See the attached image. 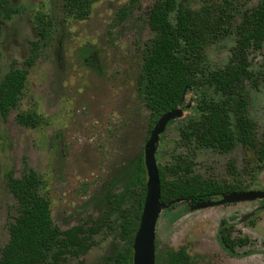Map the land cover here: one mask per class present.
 <instances>
[{"label": "rangeland", "instance_id": "rangeland-1", "mask_svg": "<svg viewBox=\"0 0 264 264\" xmlns=\"http://www.w3.org/2000/svg\"><path fill=\"white\" fill-rule=\"evenodd\" d=\"M160 0H94L91 13L78 19L66 0H8L0 7V83L10 70H25L19 103L0 113V258L19 216L9 175L16 180L34 173L49 202L59 234L75 226L100 227L86 256L69 264H114L125 246L120 211L109 197L124 194L122 210L131 209L137 192L132 175L150 138V111L140 99L136 80L143 52L155 34L149 15ZM261 0H235L241 8ZM221 3V1L219 2ZM202 0H189L199 8ZM130 6L121 22L118 11ZM42 20V21H41ZM242 18L237 19L238 26ZM39 21L44 31L39 28ZM43 33V34H42ZM237 30L206 47L207 66L223 68L232 55ZM256 84L245 83L253 134L264 144V45L250 52ZM201 91L187 93L182 118L167 126L156 159L159 168L191 163L190 184H242L244 191H264V169L257 149L237 140L229 152L184 143L182 129L198 120ZM205 95H214L212 90ZM210 97V96H208ZM19 114H34L35 128L21 125ZM170 180L171 177L167 176ZM147 182V174L145 176ZM222 196L214 197L218 201ZM234 238H248L229 255L219 240L221 228ZM187 247L197 264H264V200L199 211L181 203L162 211L156 230V264L168 249Z\"/></svg>", "mask_w": 264, "mask_h": 264}, {"label": "trees", "instance_id": "trees-1", "mask_svg": "<svg viewBox=\"0 0 264 264\" xmlns=\"http://www.w3.org/2000/svg\"><path fill=\"white\" fill-rule=\"evenodd\" d=\"M6 1L0 0V7ZM188 1L160 0L150 11L149 27L155 36L143 52V64L136 80L138 95L150 111V134L163 115L179 107L188 109L185 103L180 105L185 90L187 93L201 91L204 97L197 105L200 117L182 129L184 143L229 152L238 140L244 147L257 149L259 163H264V144L259 148L255 140L245 92L247 81L256 84L250 52L261 50L264 45V0L242 14L235 0H202L199 8L189 6ZM93 3L94 0H66V7L76 18L85 19L90 15ZM129 7L118 11L121 22L128 17ZM239 16L242 20L236 26ZM40 27L43 32L45 27L42 28L39 21ZM234 30H237L238 38L229 62L220 69L208 68L207 45ZM26 79L25 70H10L5 75L0 83L1 114L18 105ZM210 90L214 95L208 97L204 91ZM17 120L32 128L38 124L34 114H19ZM191 169V163L185 159L177 165L159 168L161 200L166 204L173 203L169 209L181 203L189 209L188 204L244 191L238 183L189 185L186 176ZM258 169H264V166L259 165ZM146 174L142 156L131 179L142 191L137 192L131 209L120 207L124 194L114 193L109 197L113 209L120 211V235L125 241V246L112 257L114 264H133V244L146 196ZM8 177L10 191L19 202L20 212L10 227V240L2 251L0 264H69L70 260L88 254L100 227L85 230L75 226L59 234L53 226L50 202L40 193L37 176L30 173L22 180L14 179L11 174ZM219 240L229 255H235L236 245L244 246L249 239L234 238L229 226L221 228ZM164 264L197 263L189 256L187 247L182 246L178 250L168 249Z\"/></svg>", "mask_w": 264, "mask_h": 264}, {"label": "water", "instance_id": "water-1", "mask_svg": "<svg viewBox=\"0 0 264 264\" xmlns=\"http://www.w3.org/2000/svg\"><path fill=\"white\" fill-rule=\"evenodd\" d=\"M183 93L180 105L186 99ZM190 108L191 105H187ZM184 109L179 107L163 115L154 126L150 138L145 146L144 162L147 171L146 196L138 231L133 244V264H156V230L162 211L169 209L173 203L166 204L161 200V178L156 159L158 145L162 134L173 120L182 118ZM264 199V191L234 192L222 195L218 201L207 200L198 204H189L192 212ZM177 202H181L178 200Z\"/></svg>", "mask_w": 264, "mask_h": 264}, {"label": "flooded vegetation", "instance_id": "flooded-vegetation-1", "mask_svg": "<svg viewBox=\"0 0 264 264\" xmlns=\"http://www.w3.org/2000/svg\"><path fill=\"white\" fill-rule=\"evenodd\" d=\"M243 192H245V191H243ZM261 200H264V199H261ZM258 201V200H257ZM200 203V202H199ZM198 204V203H197ZM189 205V204H188ZM195 205V204H194ZM189 209H190V206H189ZM191 211V210H190ZM220 233V232H219ZM239 245H236V247H235V250L237 249V247H238Z\"/></svg>", "mask_w": 264, "mask_h": 264}]
</instances>
